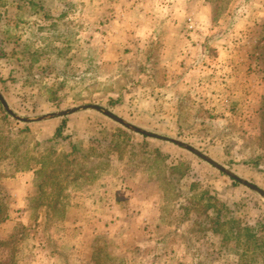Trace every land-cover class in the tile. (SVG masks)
<instances>
[{"label":"rangeland","instance_id":"obj_1","mask_svg":"<svg viewBox=\"0 0 264 264\" xmlns=\"http://www.w3.org/2000/svg\"><path fill=\"white\" fill-rule=\"evenodd\" d=\"M202 1L0 0V264H264V0Z\"/></svg>","mask_w":264,"mask_h":264},{"label":"crops","instance_id":"obj_2","mask_svg":"<svg viewBox=\"0 0 264 264\" xmlns=\"http://www.w3.org/2000/svg\"><path fill=\"white\" fill-rule=\"evenodd\" d=\"M193 2L192 1H190L189 3H186L185 5H188L189 7H191L193 4H192ZM203 3H205V2H203L202 0H201V3L199 2V4L200 5H202ZM205 6L207 7V14H209L210 13V7H209V4H205ZM204 9V8H203ZM178 10V9H177ZM176 10V14L178 15V11ZM170 20V19H169ZM172 21V20H171ZM173 22V21H172ZM174 23V22H173ZM173 29L175 30V27H174V25L173 24H171V25H165L164 27H163V33H165V36H166V34H168L169 33V31H172L173 32ZM178 31H179V29H177ZM179 39V38H178ZM180 40V39H179ZM100 218H103V217H101L99 214L98 215H96V217H92V219H95V220H90L89 222H87V221H85L86 223H91V222H99V223H103V224H105V223H107L108 225H110V222H106V221H104L103 219H100ZM116 218V217H115ZM113 219V221H116V219ZM68 222H70V223H75V221L74 220H68ZM117 222H119V221H117ZM117 222H115V223H117ZM114 223V224H115ZM112 224V223H111ZM106 230L108 231L109 230V232H110V235H112V233H111V230L112 229H110V227H108V228H106ZM113 232V231H112ZM117 231H115V233H116ZM75 240H77V241H79V238H75ZM90 244H92V239H91V243ZM86 246V245H85ZM85 246H84V243H82L81 244V248H83L82 249V251H81V254L82 253H85V254H88V251H86V250H88V248H85ZM90 248V247H89ZM89 254H91V252H89ZM82 257V256H81ZM86 257V256H85ZM88 259V256L85 258V260H87Z\"/></svg>","mask_w":264,"mask_h":264},{"label":"water","instance_id":"obj_3","mask_svg":"<svg viewBox=\"0 0 264 264\" xmlns=\"http://www.w3.org/2000/svg\"><path fill=\"white\" fill-rule=\"evenodd\" d=\"M0 101L2 103V106L3 107H6V104L5 102L0 98ZM86 108V107H85ZM89 108V106L87 107ZM92 108H95V109H98L97 107H92ZM76 109H74L73 111H75ZM110 115V114H109ZM111 116V115H110ZM136 132L140 133V134H143V135H147V136H150V137H153V138H156V139H161V140H167V141H170L172 143H176L175 141L171 140V139H166V138H163V137H160V136H157V135H154V134H150V133H145V132H141L140 130H138L137 128H133ZM179 144V143H177ZM199 155V154H198ZM222 172H224V170H222ZM231 178L239 183H242L244 186L248 187L249 189L253 190V191H256L259 195H261L263 198H264V192L257 188L256 186H253L245 181H242L241 179L235 177V176H231Z\"/></svg>","mask_w":264,"mask_h":264},{"label":"trees","instance_id":"obj_4","mask_svg":"<svg viewBox=\"0 0 264 264\" xmlns=\"http://www.w3.org/2000/svg\"><path fill=\"white\" fill-rule=\"evenodd\" d=\"M2 205H3V204L0 202V222L3 221V219H4V217L2 216V212H3ZM216 225H224V224H223V222H221V224H220V222L217 221V222H216ZM215 230H216V229H215ZM215 230H214V231H215Z\"/></svg>","mask_w":264,"mask_h":264}]
</instances>
